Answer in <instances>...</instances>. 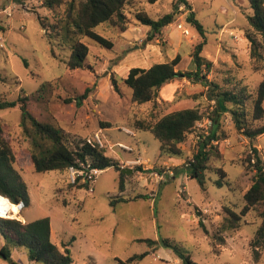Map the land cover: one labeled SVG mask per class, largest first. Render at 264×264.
<instances>
[{"label": "rangeland", "instance_id": "rangeland-1", "mask_svg": "<svg viewBox=\"0 0 264 264\" xmlns=\"http://www.w3.org/2000/svg\"><path fill=\"white\" fill-rule=\"evenodd\" d=\"M133 1L135 6L125 10L132 20L138 3L156 19L172 11L175 0ZM187 1L205 30L206 44L201 55L211 62V68L206 71L202 67L203 77L220 82L229 78L231 86L246 84L254 91L264 79V68L255 70L249 55L246 15L252 9L248 0ZM189 12L179 3L172 22L151 40L147 39L150 27L135 21L125 31L100 24L96 31L110 39L113 47H101L84 37L82 41L89 49L88 66L70 70L65 64L69 48L49 42L37 18L40 15L51 22L53 13L39 0H0V100L27 96V109L39 121L56 123L73 141L92 139L97 133L107 155L131 168L140 166L139 171L123 176L122 190L118 171L113 167L93 173L87 189L72 186L68 169L36 172L30 159L32 144L20 125L19 107L0 109L3 137L10 144L13 166L28 193V202L21 212L6 218L29 222L47 217L51 240L60 249L62 245L69 248L72 264H183L171 247L164 246L163 238L197 264H264V250L254 261L249 247L261 221V204L242 217L239 228L221 234L223 244L213 241L225 215L223 207L240 212L243 192L253 176V170L244 162L251 144L235 130L230 114L224 112L218 118L219 132L223 131L224 136L207 145L211 154L204 190L182 167L189 154L197 150L196 135L210 131L214 100L203 97L200 101L198 121L203 126L195 124L192 133L181 142L183 158L172 157L176 162L182 161L177 167L157 161L158 140L151 131L133 126L136 119L155 121L168 112L195 107L199 102L194 96L205 89L202 82L183 75L164 83L157 97L144 103L131 100V89L123 81L129 68H147L170 60L177 53L181 56L177 69L182 74L195 69L191 53L202 38L188 24ZM178 23L189 34H184ZM112 77L118 90L111 84ZM46 81L49 83L44 91L32 97ZM83 94L86 97L77 105L74 98ZM67 98L72 101L66 102ZM99 122L111 125L102 127ZM119 143L125 147H119ZM253 145L264 163V134ZM125 157L131 159H121ZM138 157L140 163L130 162ZM149 164H153L151 168ZM213 167H221L226 173L221 186L215 184L219 175ZM87 177L82 175L79 183ZM146 239L154 243L148 245ZM3 244L0 236V248ZM145 252L143 258L129 260ZM10 254L11 261L0 257V264H36L29 261L25 248L12 247Z\"/></svg>", "mask_w": 264, "mask_h": 264}, {"label": "trees", "instance_id": "trees-1", "mask_svg": "<svg viewBox=\"0 0 264 264\" xmlns=\"http://www.w3.org/2000/svg\"><path fill=\"white\" fill-rule=\"evenodd\" d=\"M41 5L53 13V21L48 22L46 18L37 15L39 24L44 30L49 42H57L61 47L69 48L70 54L65 60L66 67L70 70L84 69L88 46L82 39L88 37L98 43L101 47L111 49L113 42L96 31L100 24H109L113 28L125 31L129 23H137L150 27L147 39L151 40L161 29L170 24L174 17V10L182 3L189 9L187 22L200 35L202 40L195 44L191 57L195 64L193 71L182 74L177 69L181 60L180 54H175L167 61L155 63L147 68L131 67L124 77V83L131 89V100L136 103H144L157 97V92L164 83L171 82L180 75L194 80H199L204 90L195 94L199 99L195 107H188L168 112L155 121L136 119L133 126L137 130H149L159 142L157 161H162L173 156L183 158L181 142L192 133L195 124L201 119L199 111L200 101L203 97L214 100V109L210 116L212 125L210 131L198 141L197 150L193 154L194 161L189 165H183L187 176L194 178L201 189H205V172L209 170L210 148L207 147L212 139L224 136L219 132V116L228 112L235 130L244 135L250 142L251 152L245 156V164L253 170L251 184L243 192L242 207L237 213L231 208L224 206L225 215L217 227L213 241L217 239L218 244L224 243L222 233L239 228L242 217L253 209L257 204L262 205L259 212L260 224L251 240L249 247L254 261L259 259L261 250H264V163L259 151L253 145L256 138L264 134V79L261 80L254 91L246 84L231 86L230 79L220 82L207 80L201 71L204 66L206 71L211 68V62L201 55L206 44L205 30L202 23L195 17V12L187 0H175L173 10L153 19L141 8L138 3L133 13V19L126 13L128 6H135L133 0H39ZM252 9L251 14L246 15L247 29L246 39L249 43V55L254 63L255 70L264 68V0H248ZM54 53V52H53ZM46 81L32 93V97L44 91ZM111 84L115 90L118 86L114 77ZM85 94L74 98L77 105ZM27 96H18L14 100H0V109L19 107L21 111L20 125L32 144L30 159L36 172L50 170H66L74 167L87 173L91 169L103 170L108 167L119 166L118 160L107 155L103 145H99L93 138H84L79 141L71 140L70 134L56 123L42 122L35 118L27 109ZM71 102L72 98H67ZM100 125L109 127V122H99ZM13 152L10 144L3 137V129L0 123V195L7 197L11 203L22 201L24 206L28 202V193L25 182L13 166ZM140 167V166H139ZM177 167V166H176ZM178 169V168H177ZM219 178L215 184L221 186L226 178V173L221 167H213ZM119 174V189H123L124 173ZM87 177V174H82ZM81 175V176H82ZM78 176L72 186L77 188H88L89 178L79 183ZM138 197V196H136ZM0 236L4 244L0 248V257L11 261L10 250L12 247H22L27 251V256L32 263L42 264H72L70 250L66 245L60 249L50 238V221L47 217L39 218L29 222H22L14 218L0 216ZM148 245L154 241L146 239ZM162 243L171 247L182 260L183 264H197L192 261L188 254L183 253L172 242L163 238ZM145 253L135 254L129 260L141 259Z\"/></svg>", "mask_w": 264, "mask_h": 264}, {"label": "built area", "instance_id": "built-area-1", "mask_svg": "<svg viewBox=\"0 0 264 264\" xmlns=\"http://www.w3.org/2000/svg\"><path fill=\"white\" fill-rule=\"evenodd\" d=\"M177 26H178L179 28H182V31H183L184 34H186V35L189 34V30H188L187 28L182 27V23H178ZM196 125L202 127V126H203L202 121H197V122H196ZM203 133H204V135H205V134H206V135L208 134V132H207L206 130L203 131ZM204 135H202V134H197V135H196V136H197L196 138H197L198 140H201L202 138H204ZM93 139H94L99 145H103V143H102V141H101V139H100V137H99V135H98L97 133L94 134ZM118 146H119V147H123V148L125 147L123 144H118ZM194 153H195V152H191V153L189 154V156L187 157V159L183 161V163H184L185 166L189 165L190 163H192V162L194 161V159H193V154H194ZM140 161H141V158L138 157V158H134V159H133L132 161H130V162H131V163H140ZM129 165H130V164H127V166H123V165H122V167H129ZM130 166H131V165H130ZM68 170H69V172H70L71 182H74L75 179H76V177H78V176H80V175H82V174H87V176H88L87 178L91 179V178H92V174L95 173V172L97 171V169H91V170H89L87 173H83V171L78 170V169H76V168H74V167H72V166L69 167ZM5 199L8 200L7 197H5ZM8 201H9V200H8ZM9 203H10V201H9ZM10 204L16 206V208H17V213H20L21 210L24 208V203H23L22 201H19V202H17V203H10ZM10 210H11V209H9L8 212H9Z\"/></svg>", "mask_w": 264, "mask_h": 264}, {"label": "bare ground", "instance_id": "bare-ground-1", "mask_svg": "<svg viewBox=\"0 0 264 264\" xmlns=\"http://www.w3.org/2000/svg\"><path fill=\"white\" fill-rule=\"evenodd\" d=\"M11 203V202H10ZM4 196L0 195V216L2 217H16L17 215V208L15 205L10 204ZM11 209L9 212L8 210ZM12 214V215H10ZM23 219V218H21Z\"/></svg>", "mask_w": 264, "mask_h": 264}, {"label": "crops", "instance_id": "crops-1", "mask_svg": "<svg viewBox=\"0 0 264 264\" xmlns=\"http://www.w3.org/2000/svg\"><path fill=\"white\" fill-rule=\"evenodd\" d=\"M119 144H121V143H119ZM183 147H184V145H183ZM124 152H126L125 150H123ZM126 153H128V151L126 152ZM110 156V155H109ZM111 157H113V158H115V159H117V160H120L119 158H117V157H114V156H111ZM121 159H131V158H129V157H125V158H121ZM148 162V161H147ZM162 162L165 164V165H172V166H177V165H179L181 162H176L172 157L171 158H166V159H164V160H162ZM119 163H120V165L119 166H122V165H127V164H124V163H122V161L120 160L119 161ZM163 164V165H164ZM152 165L153 164H149V166L148 167H152ZM179 169V168H178ZM178 171V170H177ZM172 178H175V175L174 176H172Z\"/></svg>", "mask_w": 264, "mask_h": 264}, {"label": "water", "instance_id": "water-1", "mask_svg": "<svg viewBox=\"0 0 264 264\" xmlns=\"http://www.w3.org/2000/svg\"><path fill=\"white\" fill-rule=\"evenodd\" d=\"M115 169L118 172H121V173H124V174H128V173H131V172H134V171H139L140 170V167L139 166H136L134 168H131V167L117 166Z\"/></svg>", "mask_w": 264, "mask_h": 264}]
</instances>
